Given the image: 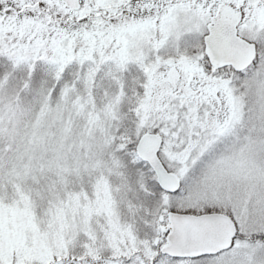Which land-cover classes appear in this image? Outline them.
Here are the masks:
<instances>
[{"label":"snow or ice","instance_id":"1","mask_svg":"<svg viewBox=\"0 0 264 264\" xmlns=\"http://www.w3.org/2000/svg\"><path fill=\"white\" fill-rule=\"evenodd\" d=\"M0 264H264V0H0Z\"/></svg>","mask_w":264,"mask_h":264}]
</instances>
